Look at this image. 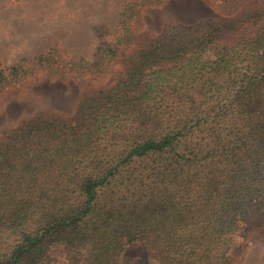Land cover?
Masks as SVG:
<instances>
[{
  "label": "trees",
  "instance_id": "16d2710c",
  "mask_svg": "<svg viewBox=\"0 0 264 264\" xmlns=\"http://www.w3.org/2000/svg\"><path fill=\"white\" fill-rule=\"evenodd\" d=\"M162 2L122 0L121 33L101 42L98 67L55 46L0 66L4 92L42 76L100 79L119 63L73 112L0 129V264L55 253L118 264L134 241L158 264H235L227 238L264 228V4L138 38L142 11Z\"/></svg>",
  "mask_w": 264,
  "mask_h": 264
},
{
  "label": "rangeland",
  "instance_id": "374dc122",
  "mask_svg": "<svg viewBox=\"0 0 264 264\" xmlns=\"http://www.w3.org/2000/svg\"><path fill=\"white\" fill-rule=\"evenodd\" d=\"M262 4L264 0H247L239 6L223 7L207 0H164L145 7L136 35L144 38L160 34L171 22L191 24L212 17L228 20L247 7ZM121 6L122 0H0V66L55 46L65 58L84 57L98 67L102 63L98 54L101 42L114 41L121 33L117 25ZM95 26H102V30L95 31ZM118 65V61L110 63L107 74L100 79L81 81L42 76L21 89L0 92V129L39 110L73 112L84 93L112 82ZM246 228L244 224L237 227L221 252L230 262L237 259L235 264H264V228L250 231ZM112 259L118 264H158L141 241L130 243ZM51 264H66L64 255L55 253Z\"/></svg>",
  "mask_w": 264,
  "mask_h": 264
}]
</instances>
